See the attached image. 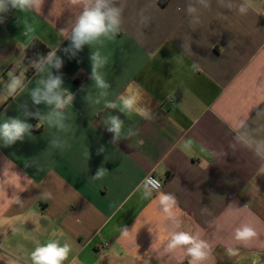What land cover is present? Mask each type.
I'll return each mask as SVG.
<instances>
[{
  "label": "crops",
  "instance_id": "obj_1",
  "mask_svg": "<svg viewBox=\"0 0 264 264\" xmlns=\"http://www.w3.org/2000/svg\"><path fill=\"white\" fill-rule=\"evenodd\" d=\"M242 3L113 0L122 19L116 38L69 52L80 5L44 0L39 10L0 13V123L31 125L12 145L0 140V264H32L31 252L51 241L70 246L63 264H191V245L168 251L176 232L207 243L208 258L197 264H264V150L237 139L264 140V111L256 116L264 110V0H250L246 14ZM36 40L55 51L60 68L27 74L22 61ZM96 51L106 58L98 69L106 89L92 79ZM9 73H23L12 96ZM49 74L74 97L63 109L32 99ZM130 84L140 85L150 119L121 111ZM55 111L63 128L47 119ZM112 116L123 121L119 139L108 131ZM148 175L162 188L143 198ZM161 193L175 197L172 219ZM245 224L257 232L247 247L235 239ZM134 225L122 239L120 230ZM229 247L240 255L230 257Z\"/></svg>",
  "mask_w": 264,
  "mask_h": 264
},
{
  "label": "clouds",
  "instance_id": "obj_2",
  "mask_svg": "<svg viewBox=\"0 0 264 264\" xmlns=\"http://www.w3.org/2000/svg\"><path fill=\"white\" fill-rule=\"evenodd\" d=\"M72 5H80L81 10L79 15L75 19L74 25L71 27L70 34L67 36L72 42L71 49H64L65 52H69L72 49L79 50L83 45H92L100 42L102 38L113 40L121 30V9L114 6L113 0H70ZM44 0H0V13L6 12L9 8L19 9L21 11L28 9L39 10L43 5ZM207 6V5H205ZM250 0H244L239 6V12L246 14L249 10ZM231 7V5H229ZM189 13L195 11L191 6L188 8ZM0 23H3V19L0 18ZM62 32L66 31L64 29ZM75 53L73 52V55ZM93 60L92 66V79H94L96 85L101 89H106L109 85L105 82L103 77L98 72V69L106 62V58H102L99 51L92 54ZM62 62L56 57L55 51L48 54L46 59H41L40 64H36L35 67L39 70H43V65H48L55 68H60ZM195 68L196 65H193ZM10 83L7 85V95H14L18 89L22 88L23 73L21 76H12ZM43 87L35 88L31 95L36 104L41 102L47 105H54L55 109H63L66 105H69L73 101V95L71 93L65 94L61 91L62 79L59 76H51L41 81ZM260 92H264V89H257ZM127 95L120 96V102L122 104L121 111L135 112L137 115L144 119H150L149 109L139 106L141 100V89L138 84H130L127 89ZM6 98V97H5ZM98 102V101H97ZM260 103L255 104L253 108L257 107ZM106 107L115 108L116 104L107 103ZM262 111H258L256 116L260 117ZM250 113V111H249ZM249 113L245 116L238 118L239 129H243L247 126V121L250 119ZM39 115V113H37ZM55 117V123L57 126L63 128V116L60 111L52 112L48 115L47 119L49 123L53 122ZM109 127L108 131L115 133L116 139L120 138L123 121L119 117L112 116L107 122ZM31 125L22 122L19 119H10L3 123H0V140L3 141L5 146L12 145L18 140H22L24 134L29 131ZM131 134V133H129ZM246 134L237 136V139L242 140L247 146L254 147L259 154L260 150H264V140H256L253 144H249L248 140L244 137ZM103 151V149H100ZM0 172L2 175L6 174V165L0 164ZM260 174H264V167L259 169ZM106 174V170L102 167L97 173V179L103 178ZM160 188V181L154 178H147L145 191L143 192V198H147L152 195V190H158ZM15 202H19L18 196H12L11 198ZM159 205L166 218L172 219V209L176 203L175 197L170 194L161 193L159 196ZM3 225H0L2 228ZM136 225L131 230L127 227L121 229V238L127 239L132 235ZM151 231V228H149ZM257 237L256 230L245 224L242 227L236 229L235 239L242 243L245 247ZM191 245L188 247L187 252L192 257L191 264H197L199 261H204L208 258V245L204 241H195L193 236L186 232H176L171 236L170 243L168 244V251H172L179 246ZM70 246L65 243L63 245L56 241L47 242L45 244L37 246L30 254L32 264H63L68 259ZM227 254L230 257L239 256V250L229 247ZM3 257H0L2 259ZM9 264H14L13 261H9ZM72 264H79L76 259H73Z\"/></svg>",
  "mask_w": 264,
  "mask_h": 264
},
{
  "label": "trees",
  "instance_id": "obj_3",
  "mask_svg": "<svg viewBox=\"0 0 264 264\" xmlns=\"http://www.w3.org/2000/svg\"><path fill=\"white\" fill-rule=\"evenodd\" d=\"M13 12L15 9H8ZM51 52L43 43L40 41H33L26 49L24 59L22 61V67L27 70V74H31L35 71L36 64H40L41 59H46L48 54Z\"/></svg>",
  "mask_w": 264,
  "mask_h": 264
},
{
  "label": "built area",
  "instance_id": "obj_4",
  "mask_svg": "<svg viewBox=\"0 0 264 264\" xmlns=\"http://www.w3.org/2000/svg\"><path fill=\"white\" fill-rule=\"evenodd\" d=\"M169 102H172V101H169ZM147 178H154V179H157V180L160 181V188H159L158 190H152V191L157 192V191H160V190H161V188H162V181H161L160 179H158V178L155 177L154 175H148V176L144 179V183H145V185H146Z\"/></svg>",
  "mask_w": 264,
  "mask_h": 264
}]
</instances>
